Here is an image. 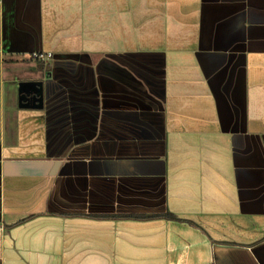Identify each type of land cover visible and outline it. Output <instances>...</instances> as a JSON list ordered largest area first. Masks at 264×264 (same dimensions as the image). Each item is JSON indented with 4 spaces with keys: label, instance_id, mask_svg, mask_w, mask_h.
<instances>
[{
    "label": "crops",
    "instance_id": "obj_1",
    "mask_svg": "<svg viewBox=\"0 0 264 264\" xmlns=\"http://www.w3.org/2000/svg\"><path fill=\"white\" fill-rule=\"evenodd\" d=\"M0 264H264V0H3Z\"/></svg>",
    "mask_w": 264,
    "mask_h": 264
},
{
    "label": "water",
    "instance_id": "obj_2",
    "mask_svg": "<svg viewBox=\"0 0 264 264\" xmlns=\"http://www.w3.org/2000/svg\"><path fill=\"white\" fill-rule=\"evenodd\" d=\"M20 105L28 106L31 102L33 107H43V82L35 81L30 83H21L19 86Z\"/></svg>",
    "mask_w": 264,
    "mask_h": 264
},
{
    "label": "built area",
    "instance_id": "obj_3",
    "mask_svg": "<svg viewBox=\"0 0 264 264\" xmlns=\"http://www.w3.org/2000/svg\"><path fill=\"white\" fill-rule=\"evenodd\" d=\"M2 2L3 0H0V8L2 6ZM52 54L48 53V54H43V53H33L31 55V58L33 59H39V60H49L51 59Z\"/></svg>",
    "mask_w": 264,
    "mask_h": 264
},
{
    "label": "rangeland",
    "instance_id": "obj_4",
    "mask_svg": "<svg viewBox=\"0 0 264 264\" xmlns=\"http://www.w3.org/2000/svg\"><path fill=\"white\" fill-rule=\"evenodd\" d=\"M51 59H53V57H51ZM51 59H49V60H51ZM49 60H47V61H49ZM51 61H52V60H51ZM73 95H74V94H71V96H73ZM78 95H80L81 98H83V99H82V100H77V99H73V98H71V102H75V103H79V104L87 103L88 105H90V104H89V101L85 100L82 94H78ZM69 97H70V96H69ZM64 102H65V99H62V100L58 103V105H59L60 103H61V105H63Z\"/></svg>",
    "mask_w": 264,
    "mask_h": 264
},
{
    "label": "trees",
    "instance_id": "obj_5",
    "mask_svg": "<svg viewBox=\"0 0 264 264\" xmlns=\"http://www.w3.org/2000/svg\"><path fill=\"white\" fill-rule=\"evenodd\" d=\"M36 61H40V62H43V60H39V59H35ZM163 215V217H165V218H170V219H176V217L175 216H173L171 213H169V212H165L164 214H162Z\"/></svg>",
    "mask_w": 264,
    "mask_h": 264
}]
</instances>
